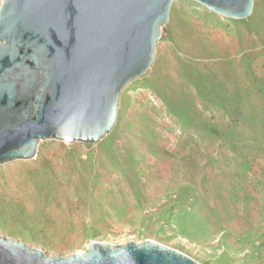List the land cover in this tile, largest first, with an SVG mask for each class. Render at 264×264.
Listing matches in <instances>:
<instances>
[{
	"label": "rangeland",
	"instance_id": "obj_1",
	"mask_svg": "<svg viewBox=\"0 0 264 264\" xmlns=\"http://www.w3.org/2000/svg\"><path fill=\"white\" fill-rule=\"evenodd\" d=\"M0 236L48 257L151 240L264 264V0L244 19L174 0L104 138L0 164Z\"/></svg>",
	"mask_w": 264,
	"mask_h": 264
},
{
	"label": "water",
	"instance_id": "obj_2",
	"mask_svg": "<svg viewBox=\"0 0 264 264\" xmlns=\"http://www.w3.org/2000/svg\"><path fill=\"white\" fill-rule=\"evenodd\" d=\"M174 0H0V164L41 140L97 143L113 128L123 87L151 65ZM232 19L253 0H192ZM0 264H199L160 243L91 242L45 256L0 236Z\"/></svg>",
	"mask_w": 264,
	"mask_h": 264
}]
</instances>
